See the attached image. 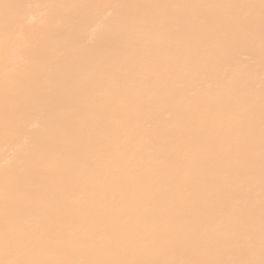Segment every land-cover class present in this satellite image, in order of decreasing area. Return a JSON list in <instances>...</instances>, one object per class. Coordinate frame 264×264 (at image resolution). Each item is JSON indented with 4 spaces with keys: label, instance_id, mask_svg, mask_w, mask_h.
<instances>
[{
    "label": "bare ground",
    "instance_id": "6f19581e",
    "mask_svg": "<svg viewBox=\"0 0 264 264\" xmlns=\"http://www.w3.org/2000/svg\"><path fill=\"white\" fill-rule=\"evenodd\" d=\"M0 264H264V0H0Z\"/></svg>",
    "mask_w": 264,
    "mask_h": 264
}]
</instances>
